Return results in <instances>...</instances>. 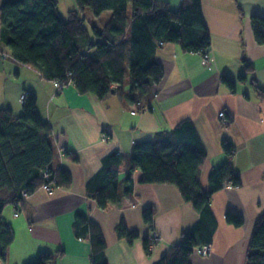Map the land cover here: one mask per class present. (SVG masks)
Listing matches in <instances>:
<instances>
[{
	"label": "crops",
	"instance_id": "crops-1",
	"mask_svg": "<svg viewBox=\"0 0 264 264\" xmlns=\"http://www.w3.org/2000/svg\"><path fill=\"white\" fill-rule=\"evenodd\" d=\"M162 1L178 10L183 0ZM200 1L211 39L208 62L206 54L185 53L176 44L163 46L155 58L164 77L147 104H130L114 92L104 99L80 94L73 84L59 90L34 68L0 57V109L10 108L19 115L22 96L33 93L41 118L52 130L51 168H64L72 177L68 187L54 188L52 194L39 188L21 203L4 208L1 221L13 230L14 241L0 264H30L43 253L56 257L55 264H92L90 239L75 235L77 212L99 225L108 264L158 262L199 220L178 189L141 184L137 169L133 193L123 206L100 210L86 186L111 153L123 157L119 175L123 181L134 142L171 130L185 119L192 120L207 153L200 176L202 189L210 190L211 170L227 160L223 141L235 149L232 164L241 179L239 188L225 186L213 195L217 228L212 251L208 256L195 252L190 264H245L254 224L264 213V45L257 44L251 26L253 15L264 17V0ZM244 61L253 70L232 91L221 77L227 74L237 80L245 72ZM222 112L223 118L219 117ZM146 208L153 213L152 227L142 217ZM227 211L242 216L243 226L228 224ZM121 222L128 231H137L139 238L132 242L119 238L116 229ZM153 233L159 241L146 254L143 242Z\"/></svg>",
	"mask_w": 264,
	"mask_h": 264
},
{
	"label": "trees",
	"instance_id": "trees-1",
	"mask_svg": "<svg viewBox=\"0 0 264 264\" xmlns=\"http://www.w3.org/2000/svg\"><path fill=\"white\" fill-rule=\"evenodd\" d=\"M77 10L65 20L58 9L59 0H1L0 57L32 67L48 81L64 87L73 84L80 94H94L104 99L112 91L130 104L149 103L155 97L154 87L163 77V67L156 53L168 44L178 45L185 53L206 54L211 39L200 0H183L172 10L162 0H74ZM89 8L95 17L110 12L102 28L85 24L82 13ZM255 41L264 45V17H251ZM245 72L237 80L224 74L221 81L234 91L236 82H244L253 70L244 61ZM253 86L258 89L256 82ZM127 89V91H126ZM22 112L15 115L10 108L0 109V260L14 241L10 226L1 217L8 204L24 201L44 182L54 188L68 187L72 177L68 170L51 168L54 158L52 130L37 110V98L24 94ZM227 160L214 167L209 175L210 190L201 187V169L207 153L190 119L179 122L171 130L157 132L151 139L134 142L128 170L120 181L123 157L111 153L102 160V168L87 183V194L100 210L121 208L133 193L134 171L140 170L141 184L175 186L183 200L190 203L199 220L184 231L180 242L155 264H190L196 249L211 245L217 220L211 208L213 195L225 186L239 188L240 176L234 171V147L222 142ZM47 170L50 179L42 178ZM144 222L152 227L153 213L143 210ZM226 222L235 227L244 224L242 216L227 211ZM75 235L89 238L92 264H108L105 239L99 225L80 212L75 215ZM119 238L128 242L139 238L128 231L123 222L116 229ZM156 235V234H152ZM146 254L151 253L152 238L144 239ZM61 253L58 254L60 256ZM56 257L40 254L30 264H55ZM245 264H264V213L254 224Z\"/></svg>",
	"mask_w": 264,
	"mask_h": 264
},
{
	"label": "rangeland",
	"instance_id": "rangeland-1",
	"mask_svg": "<svg viewBox=\"0 0 264 264\" xmlns=\"http://www.w3.org/2000/svg\"><path fill=\"white\" fill-rule=\"evenodd\" d=\"M1 1V0H0ZM59 12L61 16L67 20L68 19V13L72 10H77V5L74 0H59V5H58ZM81 17L84 19L85 24L87 25L88 28L92 26H96L98 28H102L106 22L110 18V12L106 11L104 12L101 16L95 17L91 10L87 8L81 15ZM4 63H9V62H4ZM220 117V114H219ZM41 188V187H40ZM26 196L25 198H27Z\"/></svg>",
	"mask_w": 264,
	"mask_h": 264
},
{
	"label": "built area",
	"instance_id": "built-area-1",
	"mask_svg": "<svg viewBox=\"0 0 264 264\" xmlns=\"http://www.w3.org/2000/svg\"><path fill=\"white\" fill-rule=\"evenodd\" d=\"M209 58H208V55L206 54L205 55V61L208 62ZM57 85V88L59 90H62L64 88L63 85H60L58 83H56ZM21 100H24V95L22 96ZM224 113H220V117L223 118L224 117ZM42 178L45 180V181H48L50 179V174L48 173L47 170H43L42 171ZM42 189H44L46 192H48L49 194H52L53 191H54V187L47 183V182H44L41 186ZM27 195L24 194V197H26ZM17 215V214H16ZM152 240L154 241V243H157L159 241V237H157L156 235H151ZM153 247V244H151L150 248ZM211 251H212V246L211 245H206V246H203V247H200L198 249H196V253L199 254L200 256H208L211 254Z\"/></svg>",
	"mask_w": 264,
	"mask_h": 264
},
{
	"label": "water",
	"instance_id": "water-1",
	"mask_svg": "<svg viewBox=\"0 0 264 264\" xmlns=\"http://www.w3.org/2000/svg\"><path fill=\"white\" fill-rule=\"evenodd\" d=\"M114 91H112V93H113Z\"/></svg>",
	"mask_w": 264,
	"mask_h": 264
}]
</instances>
